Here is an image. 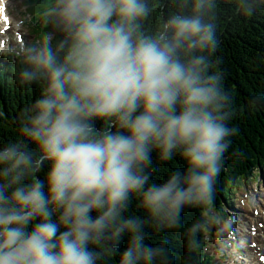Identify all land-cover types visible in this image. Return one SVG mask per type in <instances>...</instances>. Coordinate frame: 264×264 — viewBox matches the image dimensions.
<instances>
[{"label":"clouds","instance_id":"9594fccd","mask_svg":"<svg viewBox=\"0 0 264 264\" xmlns=\"http://www.w3.org/2000/svg\"><path fill=\"white\" fill-rule=\"evenodd\" d=\"M238 3L233 13L227 0H169L153 25V0H52L41 17L62 38L48 32L17 49L20 84L43 87L20 113L23 138L0 148V264H99L101 244L119 264H173L145 228L178 227L184 206L213 198L237 131L212 59L217 32L225 9L264 8ZM154 150L165 161L179 154L187 169L149 183ZM133 196L147 217L124 215Z\"/></svg>","mask_w":264,"mask_h":264},{"label":"trees","instance_id":"16d2710c","mask_svg":"<svg viewBox=\"0 0 264 264\" xmlns=\"http://www.w3.org/2000/svg\"><path fill=\"white\" fill-rule=\"evenodd\" d=\"M51 2L52 0H38L34 14L39 15L42 22L41 13ZM227 3L232 5L233 13L240 6L238 0H227ZM168 5L169 0H153L155 13L149 23L155 25L162 22L163 16L168 12ZM224 15L217 32L220 43L212 59L217 61L215 70L222 74L224 91L232 97L233 115L227 122L228 126L234 128L238 125L239 131L236 132L237 137L234 135L230 137L231 145L225 153L223 162H228V159L238 154H244L242 159L245 162L216 179L210 202L184 206L178 227H167L162 230L156 222L148 220L145 242L157 245L166 241L173 264H213L214 258L210 256L211 254L205 253L201 234V227L204 226L211 207L215 203L220 205V198L234 194L236 185L239 190L242 177L255 174V169L264 163V149L255 137L252 138L253 133H257L259 135L257 140L261 137L264 139V135H261L264 129V8L258 9L248 17L234 15L226 9ZM37 28L42 32V43L48 41V32L53 33L54 41L62 38V34L52 26L46 27L45 24L41 26L38 21ZM0 62L3 65L0 67V148H3L10 142L23 138L20 113L26 105L40 97L43 84L42 82L20 84L18 75L23 66V58L15 53L0 56ZM94 125L97 130H103L105 122L96 119ZM28 146L32 149L36 147L30 142ZM251 154L256 156L258 166L254 159L251 160ZM151 159L152 163L146 170L150 175L149 183H163L169 178L170 173L177 170L185 171L188 167L187 162L179 154L165 161L160 159L158 150H154ZM48 168L49 165L46 164L37 176L44 179ZM138 204L139 197L133 196L124 215L147 217L148 213L138 207ZM92 215L95 216L96 213L93 212ZM127 244L126 234L114 247L118 252H122ZM99 247L105 252L104 260L99 264H119V255L105 245L101 244Z\"/></svg>","mask_w":264,"mask_h":264},{"label":"rangeland","instance_id":"374dc122","mask_svg":"<svg viewBox=\"0 0 264 264\" xmlns=\"http://www.w3.org/2000/svg\"><path fill=\"white\" fill-rule=\"evenodd\" d=\"M28 2H29V0H9V10H10L13 18L16 21L15 27L18 28L20 26H23L22 34H23L24 40L21 43V45H23L25 42L32 41L34 37L36 38L38 36V34H35V32L33 30V26L36 27L35 25H37L36 23H34L35 18H36V15L34 14V10H36L38 7V0H31V2L33 4H35L36 7H25V3H28ZM21 19H23V21ZM15 45H16V43L11 46V49L14 51H16V48H17ZM234 128L237 130L236 132L239 131L238 125L237 126L235 125ZM261 135H264V129L261 131ZM234 136L237 137L236 133ZM258 136L259 135L257 133H253L252 138L255 137L258 144L264 149V147H263L264 146V139H263V137H261L257 140ZM243 155L244 154H242V155L238 154V156H233L230 159H228V162H226V163L222 162L220 174L216 177V179L221 177L223 173H226L229 170H233V168L236 165H238V164L241 165L243 162H245L242 159ZM226 158H228V157H226ZM250 158H251V160L254 159L253 160L254 162H257L256 156L252 155ZM256 166H258V162H257ZM250 180L253 182H251L249 184L248 189L254 190L253 192H256L257 195L260 198H262L263 193H264V165L262 166L261 170L260 169L258 170V176L252 177L250 175L245 180H243V182H249ZM237 190H238V187L236 185V191ZM236 197H239V195H236ZM233 201H234V204L236 206H239V203L237 201H235V200H233ZM220 227L222 228L223 225H220L219 228ZM242 243H244V242L242 241ZM211 245L217 246V247L221 246L218 242L211 243Z\"/></svg>","mask_w":264,"mask_h":264},{"label":"bare ground","instance_id":"6f19581e","mask_svg":"<svg viewBox=\"0 0 264 264\" xmlns=\"http://www.w3.org/2000/svg\"><path fill=\"white\" fill-rule=\"evenodd\" d=\"M0 1H7V0H0ZM219 233L220 234L218 236L219 237L218 239H220L219 240L220 242L218 241V243H228L230 245V247L233 248L234 247L235 238L223 236V234L221 232H219ZM221 239H224L226 241H221ZM243 251L245 252V254H251L253 257H258V254L257 253H252V248L250 246H247V247L243 246ZM224 264H228V263L227 262H224Z\"/></svg>","mask_w":264,"mask_h":264},{"label":"snow or ice","instance_id":"6c2138e0","mask_svg":"<svg viewBox=\"0 0 264 264\" xmlns=\"http://www.w3.org/2000/svg\"><path fill=\"white\" fill-rule=\"evenodd\" d=\"M5 19H7V18L5 17Z\"/></svg>","mask_w":264,"mask_h":264}]
</instances>
